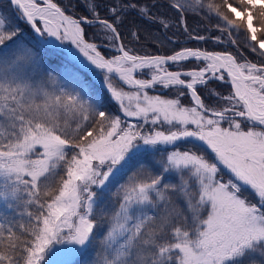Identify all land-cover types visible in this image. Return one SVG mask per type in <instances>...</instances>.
Segmentation results:
<instances>
[{
  "label": "snow or ice",
  "instance_id": "6c2138e0",
  "mask_svg": "<svg viewBox=\"0 0 264 264\" xmlns=\"http://www.w3.org/2000/svg\"><path fill=\"white\" fill-rule=\"evenodd\" d=\"M264 264V0L0 6V264Z\"/></svg>",
  "mask_w": 264,
  "mask_h": 264
},
{
  "label": "trees",
  "instance_id": "16d2710c",
  "mask_svg": "<svg viewBox=\"0 0 264 264\" xmlns=\"http://www.w3.org/2000/svg\"><path fill=\"white\" fill-rule=\"evenodd\" d=\"M0 6H6V0H0ZM88 257H82L78 261V264H87Z\"/></svg>",
  "mask_w": 264,
  "mask_h": 264
}]
</instances>
